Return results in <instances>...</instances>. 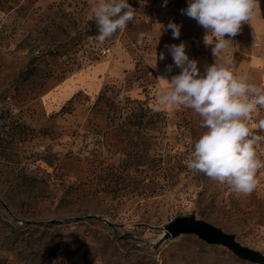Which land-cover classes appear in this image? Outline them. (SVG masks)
Wrapping results in <instances>:
<instances>
[{
    "label": "rangeland",
    "instance_id": "374dc122",
    "mask_svg": "<svg viewBox=\"0 0 264 264\" xmlns=\"http://www.w3.org/2000/svg\"><path fill=\"white\" fill-rule=\"evenodd\" d=\"M97 3L0 0V264H255L193 234L163 238L195 215L264 254V168L247 196L194 172L202 118L157 104L164 29L206 34L181 13L188 0H128L134 20L102 44ZM244 23L225 36L235 55ZM261 119L257 106L248 127L264 137ZM255 151L264 162V139Z\"/></svg>",
    "mask_w": 264,
    "mask_h": 264
},
{
    "label": "clouds",
    "instance_id": "9594fccd",
    "mask_svg": "<svg viewBox=\"0 0 264 264\" xmlns=\"http://www.w3.org/2000/svg\"><path fill=\"white\" fill-rule=\"evenodd\" d=\"M167 2L164 0V6ZM258 8V0H188V7L181 9V13L195 19L206 30L204 44H214L212 52L217 56L232 41L225 36L235 37L242 23H249ZM92 11L99 33L96 39L101 44L123 32L136 12L128 0H98ZM168 28L173 38H179L180 26L170 22ZM165 47L182 71L172 76L170 83L160 78L168 86L158 93V106L182 105L193 109L202 118L201 127L207 129L195 142L187 167L226 183L234 193L251 195L259 184L257 172L264 168L255 145L264 137L254 135L248 121L257 106L264 107V87L249 83L247 76L234 75L222 63L206 67L201 75L197 61L189 59L183 42ZM159 59H165L164 52L159 54ZM166 70L171 72L172 65L166 66ZM154 110L158 111L159 107ZM256 127L264 130V119ZM60 259H54L52 264H58Z\"/></svg>",
    "mask_w": 264,
    "mask_h": 264
},
{
    "label": "crops",
    "instance_id": "0c3cea01",
    "mask_svg": "<svg viewBox=\"0 0 264 264\" xmlns=\"http://www.w3.org/2000/svg\"><path fill=\"white\" fill-rule=\"evenodd\" d=\"M258 3L259 8L255 16L249 23L245 22L243 25L246 38L244 37V41L236 49L237 55H235L232 48H227L215 56L212 52L214 44L205 46L204 35L194 40V30L186 21H182L178 25L180 26L179 38H173L172 30L168 27L164 29V44L179 45L183 42L186 45L185 52L189 59L197 61V67L201 75L205 74L206 67L214 63H222L227 67L233 65V74L247 76L248 79L252 78L257 85L264 86V0H258ZM161 52H164L165 59L156 65V74L159 79L164 78L170 83L172 76L180 74L182 69L175 66L173 57L166 47ZM168 65H172L171 72L166 70ZM160 80L163 85H167L165 80Z\"/></svg>",
    "mask_w": 264,
    "mask_h": 264
},
{
    "label": "water",
    "instance_id": "95a60500",
    "mask_svg": "<svg viewBox=\"0 0 264 264\" xmlns=\"http://www.w3.org/2000/svg\"><path fill=\"white\" fill-rule=\"evenodd\" d=\"M181 234H193L208 244L222 245L240 259L264 264V254L240 244L234 234H229L209 222L197 219L195 215L176 217L165 227L164 239Z\"/></svg>",
    "mask_w": 264,
    "mask_h": 264
},
{
    "label": "trees",
    "instance_id": "16d2710c",
    "mask_svg": "<svg viewBox=\"0 0 264 264\" xmlns=\"http://www.w3.org/2000/svg\"><path fill=\"white\" fill-rule=\"evenodd\" d=\"M140 112L144 113V111H143V109H141V107H140Z\"/></svg>",
    "mask_w": 264,
    "mask_h": 264
}]
</instances>
